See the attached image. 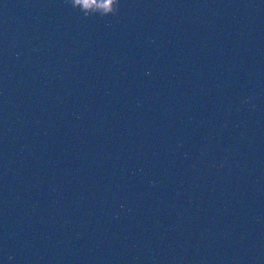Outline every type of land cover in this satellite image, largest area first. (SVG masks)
<instances>
[{"label":"water","instance_id":"1","mask_svg":"<svg viewBox=\"0 0 264 264\" xmlns=\"http://www.w3.org/2000/svg\"><path fill=\"white\" fill-rule=\"evenodd\" d=\"M104 15L0 0V264H264V0Z\"/></svg>","mask_w":264,"mask_h":264},{"label":"clouds","instance_id":"2","mask_svg":"<svg viewBox=\"0 0 264 264\" xmlns=\"http://www.w3.org/2000/svg\"><path fill=\"white\" fill-rule=\"evenodd\" d=\"M73 9H79V11L85 16L99 15L107 16L104 14H115L118 9V0H99L94 4L93 0H67ZM116 4V8L113 9L112 5ZM79 6V7H77Z\"/></svg>","mask_w":264,"mask_h":264}]
</instances>
